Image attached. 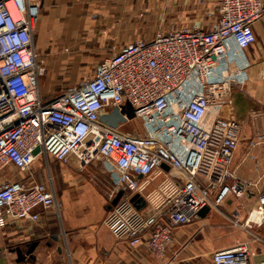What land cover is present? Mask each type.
I'll use <instances>...</instances> for the list:
<instances>
[{"label":"built area","instance_id":"built-area-1","mask_svg":"<svg viewBox=\"0 0 264 264\" xmlns=\"http://www.w3.org/2000/svg\"><path fill=\"white\" fill-rule=\"evenodd\" d=\"M41 1L0 0V226L37 222V208L56 207L50 178L37 180L34 163L73 157L80 170L101 165L93 178L108 203L123 190L103 219L114 238L143 245L160 264H174L190 240L170 251L176 228L231 198L244 200L245 217L240 223L234 209V223L264 248V236L253 231L264 224V180L259 186L235 174L240 124L223 115L232 88L248 80L246 49L264 0H216L206 28L172 25L122 44L90 76L47 99L34 43ZM125 102L140 122L137 134L121 130L131 119L118 127L100 121ZM135 193L143 209L131 203ZM254 255L248 241H238L205 264H253Z\"/></svg>","mask_w":264,"mask_h":264},{"label":"crops","instance_id":"crops-1","mask_svg":"<svg viewBox=\"0 0 264 264\" xmlns=\"http://www.w3.org/2000/svg\"><path fill=\"white\" fill-rule=\"evenodd\" d=\"M157 2V3H155ZM171 2V3H170ZM172 0H42L40 14L35 26L34 40L39 47L44 43H64L80 40L81 29L87 41L93 40L94 28L109 26V41L122 44L135 40L149 39L162 25L160 17L152 19L145 14L139 17L140 10L158 9L172 5ZM199 0H179L173 20L186 18L190 24L200 25L201 20L190 18L191 12H201ZM186 13L189 15L187 16ZM182 16V17H181ZM215 14L212 16L214 17ZM170 20L169 22H172ZM208 21L203 23L205 25ZM168 22V23H169ZM167 24V23H166ZM181 26V25H178ZM255 41L246 49L250 60L248 80L242 86L233 87L223 115L236 119L240 124V135L232 169L242 180L258 182L264 180V144L255 143L264 139V18L253 24ZM108 55V54H107ZM106 55V56H107ZM105 57V56H104ZM255 143V144H254ZM41 164L35 177L48 181L56 195V207L46 210L37 208L40 220L0 226V264H160L161 260L145 249L143 245L132 246L127 240H118L103 223L107 214L108 202L103 191L94 179L101 165L95 163L78 169L73 157L64 161L50 160L46 168ZM49 177V178H48ZM159 180L152 182L155 188ZM243 206V199L231 198L225 206ZM242 203V204H241ZM143 209V208H142ZM208 209L204 215L212 214ZM210 224V223H209ZM174 230V243L181 244L187 236L186 230ZM264 236V224L253 230ZM36 241L30 254H26L28 244ZM255 251L253 264H264V248L252 236L246 238ZM171 246V250L173 251ZM21 250L19 259L16 249ZM181 253V252H180ZM170 252L168 253V256ZM180 255V254H179ZM178 257V256H177ZM188 257L180 259L182 264Z\"/></svg>","mask_w":264,"mask_h":264},{"label":"rangeland","instance_id":"rangeland-1","mask_svg":"<svg viewBox=\"0 0 264 264\" xmlns=\"http://www.w3.org/2000/svg\"><path fill=\"white\" fill-rule=\"evenodd\" d=\"M173 4L170 6L165 5L164 8L158 9L156 6L152 10H140L137 12L139 17L145 14H150L152 19L160 17L162 21L161 26L158 28H169L172 25H185L190 24L186 18L180 21L173 20L176 18L177 13L180 15L179 9L174 6L177 5L179 0H172ZM157 3V2H155ZM171 3V2H170ZM198 4L203 9L201 12H191L190 18H198L201 20V26L206 28V13L211 11L212 15L216 7V0H199ZM188 16L189 14L186 13ZM182 17V16H181ZM173 19V20H172ZM172 20V22H169ZM169 22V23H168ZM167 23V24H166ZM110 27L106 25H99L94 28L93 40L87 41L83 30L81 29L78 41L64 42V43H44L40 47L34 40L35 48L37 51V72L39 91L42 98L47 99L52 95L59 93L67 85L78 83L81 79L88 77L92 74L93 67L104 56L112 52H116L120 43H113L109 41L111 33ZM121 130L137 134L140 132L139 120L133 118L122 125ZM41 164L42 168H46V164L41 159L35 161L34 167L37 169ZM40 166V167H41ZM3 175V174H2ZM101 178L100 176H97ZM150 186L149 189H153ZM146 193V192H145ZM242 204V203H241ZM240 210V216L237 218L240 223L245 217V210L237 203L233 206H223L218 209H213L212 214H206L190 224L184 225L185 228L182 236L190 238L181 250L180 255L174 260V264H178L179 260L188 257L187 261L182 264H205L209 261L211 253L218 249L235 244L238 241H244L250 238L251 235L247 233L240 225L234 223L233 210ZM210 223V224H209ZM183 243H174L172 249L178 250Z\"/></svg>","mask_w":264,"mask_h":264},{"label":"water","instance_id":"water-1","mask_svg":"<svg viewBox=\"0 0 264 264\" xmlns=\"http://www.w3.org/2000/svg\"><path fill=\"white\" fill-rule=\"evenodd\" d=\"M135 117L134 109L133 107L129 104V102H125L120 108H113L110 112L108 113H101L100 114V121L104 122L105 124L112 126V127H118L120 122H125L126 119H133ZM38 152V148H35L33 151L34 154ZM164 169L168 170V166L166 164L161 165ZM123 190H119L118 193L115 195V197L108 203V208L110 209L120 198L122 195ZM131 203L137 208V209H142L145 207L146 202L144 198L139 194L135 193L131 196L130 198ZM208 211V208L205 207L203 210L200 212V215H204ZM37 245L36 241L30 242L28 244V248L26 251V254H30L34 248V246ZM17 255L19 259L21 258V250L19 248L16 249Z\"/></svg>","mask_w":264,"mask_h":264}]
</instances>
